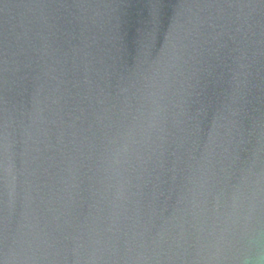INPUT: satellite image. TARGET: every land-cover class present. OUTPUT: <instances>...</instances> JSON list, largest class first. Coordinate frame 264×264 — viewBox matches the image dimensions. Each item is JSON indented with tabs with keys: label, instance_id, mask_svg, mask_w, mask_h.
Returning <instances> with one entry per match:
<instances>
[{
	"label": "water",
	"instance_id": "1",
	"mask_svg": "<svg viewBox=\"0 0 264 264\" xmlns=\"http://www.w3.org/2000/svg\"><path fill=\"white\" fill-rule=\"evenodd\" d=\"M0 264H264V0H0Z\"/></svg>",
	"mask_w": 264,
	"mask_h": 264
}]
</instances>
